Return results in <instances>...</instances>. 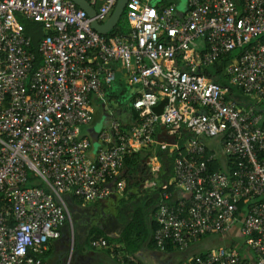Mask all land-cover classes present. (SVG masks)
I'll return each instance as SVG.
<instances>
[{"label":"built area","instance_id":"obj_1","mask_svg":"<svg viewBox=\"0 0 264 264\" xmlns=\"http://www.w3.org/2000/svg\"><path fill=\"white\" fill-rule=\"evenodd\" d=\"M86 1L92 18L70 0H0V264H47L40 257L70 222L65 196L90 205L121 194L125 160L153 145L161 125L174 142L157 147H172V180L187 198L172 202L162 189L157 250L186 252L237 225L244 251L220 246L181 264H264V0H188L183 18L166 0L158 9L129 0L127 28L107 35L92 23L105 24L118 0ZM21 19L42 26L38 68ZM236 51L226 84L208 77ZM118 71L136 90L138 118L128 128L115 119L103 126L92 158L80 131L93 106L106 109ZM216 139L231 173L208 172L215 155L207 157L205 141ZM30 177L42 187H27ZM90 246L109 248L104 238Z\"/></svg>","mask_w":264,"mask_h":264},{"label":"crops","instance_id":"obj_2","mask_svg":"<svg viewBox=\"0 0 264 264\" xmlns=\"http://www.w3.org/2000/svg\"><path fill=\"white\" fill-rule=\"evenodd\" d=\"M150 1L155 8H160L162 5L158 0ZM167 1L175 7L177 17L183 18L185 16L188 0H185L184 2L180 0ZM117 78L118 77H116V81L109 91L110 93L119 92L120 84L124 81L126 82L124 75L120 76L122 79L120 82L119 78L117 81ZM135 92L136 90L131 88L128 93H121V96H123L122 99L126 100L125 95L127 98H131ZM118 100L119 99L117 98H113L109 102V105L107 104V108L110 109V112L107 113L106 111V114L102 113L101 119L104 120V124H100L101 128L109 124L115 112L117 117L126 127L132 126L135 123L133 118L134 112L128 105L119 107L120 104L118 103ZM95 126L96 125L92 122L89 127L81 129V135L90 137ZM172 142L174 141L170 139L168 129L165 126H159L156 130L154 144L146 148L138 149L133 153H139L140 159L138 165L135 168L124 167L120 172L118 178L125 183V188L121 194L114 195L106 202H103L106 205L98 208V210L94 209L89 212H83L80 207L73 205L72 212L78 216V220H76L74 228L65 224L61 230L60 239L58 241L50 242L44 253L48 264H124V259L128 258V255H126L124 251L123 243L119 242V240L123 228L131 220L134 206H142L143 204L149 203L152 198L157 196L155 195L157 188H160L161 190L164 189V191L170 195V200L172 202L187 198V194L178 189L173 183L172 167L168 171V168L165 166V156H160L157 151L160 145H166ZM209 144L221 162L219 165L222 168L226 166L227 162L222 151L219 150L220 146L218 140H211L209 141ZM171 148V146H168L163 152H170ZM222 158L225 159V161ZM168 177L169 181L167 185L171 186V191H169V189L167 190V185H165L164 181L166 180L165 178ZM130 198H132V200L133 198H136V201L133 200L132 202H129ZM139 203H141V205H139ZM151 218H154V215H152ZM93 228H97L104 234V236L108 237L109 242L106 240L109 245L108 249H94L90 245H86L89 238V231ZM237 234L236 225L230 230V232L223 236H208L203 238L198 243L192 245L186 252H179L174 249L169 253H163L158 251L156 247L149 248L147 244H145L134 254V257L136 261L142 264H181L190 256L203 254V252L200 251V247H203L201 246L202 241H217L219 239L222 246L225 244L231 246ZM68 243H71V245L73 244L74 246L72 253L71 251H67L69 246ZM218 247L220 246L211 247L207 251ZM70 253L71 256L69 257Z\"/></svg>","mask_w":264,"mask_h":264},{"label":"trees","instance_id":"obj_3","mask_svg":"<svg viewBox=\"0 0 264 264\" xmlns=\"http://www.w3.org/2000/svg\"><path fill=\"white\" fill-rule=\"evenodd\" d=\"M164 4L168 5L170 3H168V1L166 0L164 2ZM156 9H158V8H156ZM20 24L22 26L24 35L26 37L30 38V40H31V52L35 55V59H36L35 67L38 68V67H40L41 62H42V60L38 54V46H39L40 41L43 37L42 26L38 23H34L31 21L22 20V19L20 20ZM237 55H238V51L232 52V53L227 54V55L223 56L222 58H220L217 62H215L212 66H210L209 68H207L205 70V72L208 74V77L210 76V77L214 78V80L217 81L218 83H220L221 85L226 84V78L224 77V70L237 57ZM120 76H122L121 72H118L117 77L119 78V82L122 80L120 78ZM118 78H117V81H118ZM119 88L122 89L123 92L125 91L124 92L125 94L128 93V91L131 89V87L128 86L125 81L120 84ZM109 91L110 90H108L106 92V103L105 104L109 105V102L113 98L119 99L118 100V103L120 104L119 107H121L123 105H128L130 107V109L134 112L133 118H134V120H136L138 118L137 113L132 109V103L136 98V94H133L131 96V98H127V96L125 95L126 100H124V102H123V101H120V99L123 98V96H121V94L116 95L115 92L110 93ZM239 94L242 95V93H239ZM118 97H120V98H118ZM164 105H165V101H164V99H161L159 104L157 105V107H155L153 109V111L156 113H160L162 111V108ZM92 114H93V111H92ZM112 118L120 121V123L123 124L122 121L117 117L116 112H115V114H113ZM128 127L129 126H127V128ZM218 143L220 146V141H218ZM178 145H179L180 150H183L182 141H179ZM205 147H206L207 157L211 156V155H215L214 154L215 151H213V149H211L212 147L210 146L209 141H205ZM157 151H158L160 156H165L164 157L165 166L168 168V171H169L172 167V163H173V159L175 157V153H170L168 151H166V152L162 151L161 152L160 149H157ZM139 159H140L139 153L132 154L128 159L125 160V166L124 167L135 168L139 163ZM226 162H227L226 166H224L222 168L219 165L221 163L219 158H217V156L215 155V157L210 162H208V172L212 173V172H216V171H227V172L231 173V170L234 169V166L230 163V160L226 159ZM165 179H166V180H164L165 185H167L168 181H169V177L165 178ZM27 187H42V184H40L38 182V179L36 177H30L29 182L27 184ZM168 189H169V191H171L170 190L171 186L167 185V190ZM161 193H162V190L160 188H157V190L155 191V195H157V196L152 198V200H150L149 203L143 204L142 206H134V208L132 210L131 220L123 228V231L121 233V237L119 240V242L123 243L124 251H125L126 255H128V258L124 259V264H142V263L136 261L134 254L139 249H141V247L145 244H147V246L149 248L155 247V244L152 240V234L156 228V225L153 221V218H151V216L154 215V213L157 209L156 204L160 200ZM65 199H66L71 210L73 208V205L76 207H80V208H81V206L85 205L82 202H80V201H78L75 198L70 197V196H65ZM133 200L136 201V198H133ZM133 200H132V198H130L129 202H132ZM121 206H122V204H121ZM245 206H248V203L241 202L238 207H239V209L242 210V209H244ZM150 209H151V211H150ZM99 238H104L107 241L109 240L108 237L104 236V234L101 233L97 228L91 229L89 231V238H88V242L86 243V245H90V242L92 240H97ZM173 250H174L173 247H168L166 249V252L169 253ZM40 259L48 264L45 254L43 256H41Z\"/></svg>","mask_w":264,"mask_h":264},{"label":"rangeland","instance_id":"obj_4","mask_svg":"<svg viewBox=\"0 0 264 264\" xmlns=\"http://www.w3.org/2000/svg\"><path fill=\"white\" fill-rule=\"evenodd\" d=\"M180 1L184 2L185 0H180ZM119 25L121 26L122 30H125L127 28V24L123 20L122 17H121V19L119 21ZM121 93H123V91H122V89L119 88V92H117L116 94L118 95V94H121ZM120 101H124V100L120 99ZM259 107L261 109H264V101L260 102ZM106 111H107V113L110 112V110L107 107H106L105 110H101V108L93 106V124L96 125L94 129H96V130H97V128L101 129L100 124L101 123L104 124V120L101 119L102 118V113H106ZM171 153H173V151H171ZM223 160L225 161V159H223ZM105 205H106L105 203H103V204H94V205H84V206H81V210L83 212H89L90 210H94V209L98 210V208L103 207ZM139 205H141V203H139ZM68 212H69L70 222L66 223V225L69 226V227L71 226L72 228H74V224H75L76 220H78V216L73 214V212L70 209V207H68ZM237 229H238V226H237ZM205 241L201 242V246H203V247H200V251H202L203 253L204 252L206 253V251L209 248H211V247H215V246H221L222 247V244H221L219 239L217 241H215V240H205ZM68 245L69 246H68L67 251L69 252L71 249L73 250L74 246H73V244L71 245V243L70 244L68 243ZM231 245L234 248L238 249L239 251L241 249L244 251V249H245L244 242H243V240L241 238L238 237V234L235 236V239H234V241L232 242ZM223 247H228V244H225Z\"/></svg>","mask_w":264,"mask_h":264},{"label":"water","instance_id":"obj_5","mask_svg":"<svg viewBox=\"0 0 264 264\" xmlns=\"http://www.w3.org/2000/svg\"><path fill=\"white\" fill-rule=\"evenodd\" d=\"M72 1L78 8L82 9L83 11L86 12L87 16L92 18L95 15L94 9H92L89 4L87 3L86 0H70ZM129 0H118L116 8L110 17V19L103 25H99L95 22L92 23V28L95 30L98 34L100 35H107L109 32H111L113 29L116 28L120 17L124 13V9L127 5ZM105 117V116H104ZM100 129L97 128L93 130V132L90 134V139L92 142V153L91 157L93 158L95 155V152L98 148V143H97V133Z\"/></svg>","mask_w":264,"mask_h":264}]
</instances>
